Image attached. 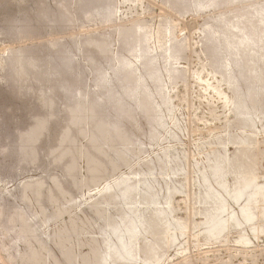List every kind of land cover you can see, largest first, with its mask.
I'll return each mask as SVG.
<instances>
[{
  "label": "rangeland",
  "instance_id": "obj_1",
  "mask_svg": "<svg viewBox=\"0 0 264 264\" xmlns=\"http://www.w3.org/2000/svg\"><path fill=\"white\" fill-rule=\"evenodd\" d=\"M228 1L218 0L214 7L196 10L182 6L174 0H94L95 3L92 0H0V62H3V67L0 68V264H96L99 259H102V253L105 257L108 254V261L105 263L99 260L100 264H119L122 262V258L119 256L112 258L114 254L108 250L109 245L107 247L105 243H102L105 240H102V237L105 238L106 234L109 235L111 230L108 227L109 224H111L109 226L126 225L129 218L139 212L140 214L142 212L143 215H141L144 216L146 227L142 228V235L138 234L134 243L136 246L139 245L138 249H135L138 251L137 264H264V210L260 209V207L264 208V204L261 202L251 203L250 212L254 219L244 222L240 218V206L244 204L243 200L238 203L233 202L218 186L225 184L226 188H232L231 190L235 191V187L239 190L244 182L257 186L264 184V95L257 96L258 98L255 97L249 102L250 105L259 106V110L261 109L260 112H262L259 113L260 115H256L254 122L246 123L242 118L235 116L231 105H229L233 89L229 85L228 88V82L224 79L226 78L224 75L222 77V74L213 70L211 63L213 60L209 56L210 48L205 43L203 32L205 25L213 22L212 20L217 15L227 16L228 14L230 16L231 12L240 13L246 8L245 6L250 5L249 3L255 5L258 2L263 3L264 0H232V2L230 0L229 3ZM104 5L112 8L111 12L113 13L110 12V16L108 15L105 19L101 18L102 20L95 16H88L92 15L91 11L93 12ZM160 23L169 24L172 31V46L174 49L179 47L178 50L175 49L176 60L172 64L175 73L172 79L165 83V92L171 108L170 111L164 109L165 126L159 130L150 128L148 119H150L152 109L145 97L140 96V101L143 100L141 101L143 110L142 108L141 110L144 113L129 107L125 108L124 113L127 116V121H123L122 127L112 130L106 121L99 117L100 113L92 103L93 92L89 89L92 86L94 75L97 70H104L106 66L114 65L117 58L126 52L125 48L130 42L141 40L140 35L142 34L139 30L143 27L148 28L151 51L154 54L156 52L159 54L158 49L162 42H158L156 32ZM14 25H17L18 29H15ZM137 25L138 28H136ZM131 29L133 30L131 31ZM136 33L138 34L136 35ZM51 45L52 47H50ZM102 46L103 49H101ZM93 47L95 51H93ZM97 48L104 52H99L96 50ZM64 50L72 52L74 60L67 65V72L64 69H56L57 77L49 76L46 79L36 75V78L25 61L29 60L34 64L43 60L44 63H48L50 61L45 62L46 57L52 58L55 52H64ZM94 52L96 53L94 54ZM130 60L132 61V58ZM147 60L145 59L144 73H153L155 70L162 73L160 70L161 60L154 66L148 64ZM260 66L264 69V60ZM152 67L154 68L152 69ZM125 75L123 78L126 82L134 80L133 75ZM59 76L61 77L59 78ZM262 76L263 81L264 71ZM11 78L17 87L12 85ZM57 81L60 83L71 82L78 86L76 88L78 89L77 96L73 101H67L69 98L56 86ZM40 85L42 86L40 87ZM84 85H87L85 87L88 89L84 90ZM97 93L99 94L101 91ZM42 100L44 101L42 102ZM75 107L81 115L78 123L75 122L77 127L69 117L70 111L76 109ZM83 116H85L84 119ZM82 120H85L86 123ZM121 128L122 131H120ZM82 129L88 130L87 134L89 132L90 135L85 134V130ZM96 129L101 133V136L94 132ZM30 132L37 133L36 140L32 142L31 150L34 155L32 162L29 160L30 154L27 155V152L23 153L19 150L24 142V136ZM92 132H94L93 135ZM63 133H68L69 142L74 144V148L70 149L69 154L58 161L55 160V157L70 148L69 145L59 146L58 140ZM128 133L130 140L127 142L125 138ZM16 136L20 137V147L17 145L13 147L15 139H17ZM91 138H94L93 141ZM120 141L127 146L130 144L128 147L126 146L128 149L126 155L115 150L118 147L116 143L119 144ZM239 142H241L240 145ZM109 144H113L112 146L115 148L112 149ZM16 150L21 151L22 154L21 152L17 153ZM222 156L226 157V161L224 160L220 176L209 177V171L206 172L207 159H211V157L218 159ZM165 157L173 160L171 164L165 163ZM89 160L94 164L90 166ZM75 161H77V166ZM69 162H72L74 166L70 177ZM159 162L160 165H158ZM224 165L226 166L224 167ZM178 167H181V171L177 174L163 175L167 173V170ZM238 167L241 170L240 173L237 172L239 171ZM149 171L153 172L151 177L147 176ZM241 174H248V177ZM249 174L250 176L252 174L253 179L249 177ZM200 176L206 178L202 179ZM254 177H256V181ZM123 178L127 179L123 185H118V187L113 184L118 179L124 180ZM145 178L149 182L150 188H145L146 186L138 183L139 180H145ZM249 178L252 179V182ZM204 179H207V183H205L207 187L203 185ZM209 179L211 180L209 181ZM106 185L108 189L105 188ZM125 186L132 187V190L127 193L128 197L126 195L125 198H121L119 191ZM135 188L137 189L134 190ZM208 188H211V191ZM106 189L107 191H104ZM111 194L112 196H110ZM204 194L206 195L204 196ZM213 194H218L220 200H225L226 208L222 215L223 220L235 215L237 224L231 220L228 227L222 226L221 230L216 228L211 233L205 217L209 212L211 213L208 216L213 215L216 207L213 206L218 204L217 197L215 200L212 199ZM165 196H168L167 201L164 200ZM204 197H206V201ZM151 201H159L158 206L155 207L164 212L161 217L154 216L156 208L153 207L154 212L152 206L149 207ZM133 204L139 208H132ZM125 206H128L129 209H126ZM252 206L254 207L252 208ZM11 216L13 219L9 218ZM218 217L217 214L213 215L216 221ZM166 218L167 220H165ZM170 222L171 226L176 225L173 230L175 239L173 243L170 239ZM149 223L150 227H147ZM32 231L35 235L32 234ZM114 240V237L109 238L111 241L109 244ZM37 243H41L42 247ZM151 243L155 246L150 245ZM28 245L29 247H27ZM103 246L105 249L102 248ZM148 247L151 250L150 248L148 250ZM98 248L102 251V255H99V250V252L94 250L95 258L99 259L93 257L96 261L93 263L94 261L91 260L93 255L90 251ZM28 250L33 256L27 253ZM147 251L152 252L148 253ZM154 256V262H152ZM109 257L111 260L117 261L110 262ZM130 261L124 259L122 263L134 264L133 261Z\"/></svg>",
  "mask_w": 264,
  "mask_h": 264
},
{
  "label": "bare ground",
  "instance_id": "obj_2",
  "mask_svg": "<svg viewBox=\"0 0 264 264\" xmlns=\"http://www.w3.org/2000/svg\"><path fill=\"white\" fill-rule=\"evenodd\" d=\"M88 1V0H87ZM94 2V0H92ZM101 1V0H100ZM108 1V0H107ZM175 2L179 3L180 5L182 6H185V7H190V8H194L196 10H201V9H204V8H208V7H214V5L217 4V1L218 0H174ZM230 1V0H229ZM228 1V3H229ZM262 1V0H261ZM84 2V1H83ZM91 2V1H90ZM99 2V1H98ZM232 2V0H231ZM241 2V1H240ZM257 2V1H256ZM76 3V2H75ZM95 3V2H94ZM111 3V1H110ZM225 3V2H224ZM80 4V3H79ZM84 4H86L84 2ZM83 4V5H84ZM96 4H100V3H96ZM95 4V5H96ZM220 4V2H219ZM218 4V5H219ZM248 4V3H247ZM250 5L249 6H245L246 8L244 10H242V12L238 13L236 12V14L233 12H231L232 15L228 16H225V15H220V16H216V18H214V20H212L213 22L205 25V27L203 28V32H204V35H205V40L207 43V46H209V56L212 58V67H213V70L217 73H220L222 74V77L223 75L226 77L224 78L225 80H227L228 84L227 86L229 85L232 89H233V95L232 97L230 98L231 101L229 105H231L230 107L232 108L235 116L239 117V118H242L246 123L247 122H254L255 118H256V115L259 114V113H262L260 112L259 110V106L258 107H255L253 106L252 104L250 105L249 102L251 99H255V97L257 96H260V95H264V79L262 81V74H263V71L264 69L261 68L260 64L261 62L264 60V2L263 3H259L258 4H255V5H252L251 3H249ZM94 5V4H93ZM94 5V6H95ZM246 5V4H245ZM80 6V5H78ZM88 6V5H87ZM86 7V6H85ZM84 8V7H82ZM89 8V7H88ZM95 8V7H94ZM114 8V7H113ZM242 8H244L242 6ZM241 8V9H242ZM188 9V8H187ZM67 10V9H66ZM84 10V9H83ZM94 10V9H93ZM185 10V9H184ZM238 10V9H237ZM63 11V10H62ZM70 11V10H69ZM80 11V10H79ZM112 11V8L110 6H107V5H104L102 7H99V9H96L94 10L93 12L91 11L92 15H88V16H95L99 19H105L107 18V16L110 14V12ZM225 12V11H224ZM81 13V12H80ZM88 13V12H87ZM113 13V12H111ZM221 13V12H220ZM49 14V13H48ZM67 14V13H66ZM90 14V13H89ZM223 14V13H222ZM225 14V13H224ZM46 15V14H45ZM58 15V14H57ZM69 15V14H68ZM112 15V14H111ZM64 16V14H63ZM110 16V15H109ZM75 17V16H74ZM11 18V17H10ZM43 18V17H42ZM46 18V17H45ZM96 19V18H94ZM101 19V20H102ZM109 19V17H108ZM100 20V21H101ZM18 21V20H17ZM20 22V21H19ZM67 22V21H66ZM15 24H17V22H14ZM13 23V24H14ZM65 23V22H64ZM68 23V22H67ZM69 24V23H68ZM171 24V23H170ZM15 26V29H18V26L17 25H14ZM36 26V25H35ZM45 26V25H44ZM48 26V25H47ZM20 27V26H19ZM66 27V26H65ZM136 28H138V25L136 26ZM141 28V27H140ZM41 29V28H40ZM127 30V29H126ZM133 29H131L132 31ZM138 30V29H137ZM14 31V30H13ZM17 31V30H15ZM136 31V29H135ZM141 32L142 35L141 36V40H139L138 42H130V44L128 45L126 49V52L124 50V54L120 55L117 60H116V63L114 61V65H108L106 66V69L104 70H97L95 75H94V78H93V82H92V86L91 88L89 89V91L91 90L93 92V98H92V103H93V106L96 108V110H98V112L100 113V118L104 121H106V124L109 125V127L112 129V130H115L117 128H119L121 125H123V121H127V116L125 115L124 113V110L125 108H132L133 110H136L138 112L142 111L143 110V107L141 106V100L140 101V96H144L145 99L148 101L150 107H151V115H150V119L148 123H150V128H152V130H159V129H163L164 126H165V114H164V109L165 111H170V103H169V100L167 98V95H166V92H165V83L167 82V80H171L172 79V76L173 74L175 73V70L173 68V62L176 60V54H175V49L178 50V48H173L172 44V39H171V36H172V31H171V27L169 26V24L167 23H160V26H159V29L158 31L156 32V36L158 38V42H162L160 43L161 45H159V54H154L152 51H151V48L149 46V34H148V28L147 27H143L139 30ZM6 32V31H5ZM122 32V31H121ZM125 32V31H124ZM128 32V31H127ZM138 32V31H136ZM139 32V33H140ZM123 33V32H122ZM121 33V34H122ZM13 34V33H12ZM19 34V33H18ZM120 34V33H119ZM128 34V33H127ZM138 33H136L137 35ZM21 35V34H20ZM130 35V34H129ZM16 36V35H15ZM14 36V37H15ZM135 36V35H133ZM19 37V36H18ZM22 37V36H20ZM176 37V36H175ZM80 39V38H79ZM125 39V38H124ZM165 40V41H164ZM95 41V40H94ZM100 41V40H99ZM134 41V39H133ZM164 41V42H163ZM177 41V40H176ZM53 42V41H52ZM87 42V41H86ZM110 42V41H109ZM126 42V41H125ZM101 43V42H99ZM104 43V42H102ZM101 43V44H102ZM123 43V42H122ZM52 44V43H51ZM56 44V42H55ZM108 44V43H107ZM112 44V43H111ZM98 45V44H96ZM100 45V44H99ZM175 45V44H174ZM58 46V45H57ZM78 46V44H77ZM91 46V45H90ZM105 46V44H104ZM42 47V46H41ZM47 47V45H46ZM52 47V45L50 46ZM56 47V46H55ZM61 47V46H60ZM76 47V46H75ZM101 47V46H100ZM126 47V46H125ZM49 48V47H47ZM66 48H68L66 46ZM87 48V47H86ZM89 48V46H88ZM94 48V47H93ZM106 48V46H105ZM104 48V49H105ZM124 48V47H123ZM28 49V48H27ZM62 49V48H61ZM82 49V48H81ZM100 49V48H99ZM103 49V46L102 48ZM107 49V48H106ZM79 50V49H78ZM98 50V48L96 49ZM20 51V50H19ZM93 51H95V48L93 49ZM99 51V50H98ZM120 51V50H119ZM180 51V50H179ZM207 51V50H206ZM42 52V50H41ZM46 52V51H45ZM99 52H104L103 51H99ZM99 52H97V54H99ZM109 52V51H108ZM123 52V51H122ZM177 52V51H176ZM208 52V51H207ZM11 53V51H10ZM96 52H94L95 54ZM180 53V52H179ZM48 54V53H47ZM52 54V53H51ZM76 54V53H75ZM81 54V53H80ZM105 54V53H104ZM103 54V56H104ZM109 54V53H108ZM120 54V53H119ZM14 55V54H12ZM18 55V54H17ZM34 55V54H33ZM46 55V54H45ZM100 55V54H99ZM114 55V53H113ZM118 55V53H117ZM179 55V54H178ZM177 55V56H178ZM73 53L70 52L69 50L66 51L64 50V52H55L54 56L52 58H47L46 57V60L45 62H48V63H44V61H38V63H31V61L29 60H25L27 63H28V66H30V68L32 69V73H33V76L36 77V75L38 77H45L46 79L49 77V76H56V69L58 70H62L64 69L66 72H67V65H69V63L71 62L72 63V60L73 59ZM95 56V55H94ZM102 56V55H101ZM107 56V55H106ZM43 57V56H42ZM87 57V56H86ZM108 57H110L108 55ZM16 58V56H15ZM26 58V57H25ZM38 58V56H37ZM89 58V57H88ZM105 58V57H104ZM107 58V57H106ZM116 58V57H115ZM130 58H132V61L130 60ZM40 59V58H39ZM38 59V60H39ZM84 59V58H83ZM86 59V58H85ZM145 59H148L147 60V63L148 64H152L153 66L158 64V61L161 60V69L162 70V73L159 71V70H155V72L153 73H144L143 70H144V67H145ZM24 60V59H23ZM99 60V59H98ZM34 61V60H32ZM89 61V60H87ZM101 62V60H99ZM112 61V60H111ZM6 63V62H5ZM83 63V62H82ZM103 63V62H102ZM108 63V62H107ZM113 63V62H112ZM136 63V64H135ZM210 63V62H209ZM84 64V63H83ZM93 64V63H92ZM98 64V63H97ZM104 64V63H103ZM9 65V64H8ZM19 65V64H18ZM22 66V65H21ZM85 66V65H84ZM149 66V65H147ZM3 67V62H0V68ZM156 67V66H155ZM264 67V66H263ZM20 68V67H19ZM72 68V66H71ZM85 68V67H84ZM148 68V67H147ZM154 67H152L153 69ZM211 68V67H210ZM13 69V68H12ZM11 69V70H12ZM15 69V68H14ZM25 69V68H24ZM87 70V68H86ZM149 70V69H148ZM16 71V70H14ZM21 71V69H20ZM69 71V70H68ZM28 72V71H27ZM93 72V71H92ZM143 72V73H142ZM11 73V72H10ZM24 73V71H23ZM22 73V74H23ZM60 73V72H59ZM64 73V72H63ZM9 74V72H8ZM18 74V73H17ZM67 74V73H66ZM80 74V73H79ZM125 74L127 75H130V76H134V80L132 81H129V82H126L124 80V76H126ZM28 75V74H27ZM92 75V73H91ZM26 76V75H25ZM129 76V78H130ZM28 77V76H27ZM57 77V76H56ZM61 76H59L60 78ZM124 77V78H123ZM25 78V77H24ZM37 78V77H36ZM75 78V77H74ZM128 78V79H129ZM132 78V77H131ZM220 78V77H219ZM5 79V78H4ZM15 79V78H14ZM17 79V78H16ZM50 79V78H49ZM34 80V79H33ZM55 80V79H54ZM53 80V81H54ZM224 80V81H225ZM10 81L12 82V85L15 87L16 84L14 82V80H12V78L10 79ZM25 81V80H24ZM52 81V80H51ZM23 82V81H22ZM38 82V81H37ZM58 82V81H57ZM174 82V81H173ZM226 82V81H225ZM14 83V84H13ZM40 83V82H39ZM76 83V82H75ZM30 84V83H29ZM80 84V83H78ZM52 85V84H51ZM42 85H40L41 87ZM56 86H58L66 95L67 97L69 98L67 101H73L74 98L77 96V91L78 89H76L78 86H76V84H71L70 83H56ZM87 86V85H84V87ZM225 86V85H224ZM226 86V87H227ZM228 86V88H229ZM17 87V86H16ZM25 87V86H24ZM83 87V88H84ZM23 88V87H22ZM36 88V87H35ZM81 88V87H80ZM30 89V88H29ZM38 89V88H37ZM40 89V88H39ZM58 89V88H57ZM88 89L87 87H85L84 90ZM168 89V88H167ZM48 90V89H47ZM44 91V90H43ZM98 91H101V93H97ZM16 92V91H15ZM19 92V91H18ZM53 92V91H52ZM51 92V93H52ZM60 92V91H59ZM21 93V92H20ZM55 93V92H54ZM62 93V92H61ZM28 94V93H27ZM81 94H84V93H81ZM220 94V93H219ZM42 95V94H41ZM91 95V97H92ZM21 96V95H20ZM36 96V95H35ZM86 96V94H85ZM223 97V95H221ZM8 97V96H7ZM22 97V96H21ZM42 97V96H41ZM45 97V95H44ZM219 97V96H218ZM217 97V98H218ZM226 97V96H225ZM263 97V96H262ZM82 97H80L81 99ZM87 98V97H86ZM89 98V97H88ZM258 98V97H257ZM17 99V98H16ZM40 99V97H39ZM83 99V98H82ZM51 101V99H49ZM62 100V99H61ZM264 100V98H263ZM13 101V100H12ZM44 100H42L43 102ZM49 101V102H50ZM77 101V100H76ZM85 101V100H84ZM90 101V100H89ZM39 102V101H38ZM41 102V101H40ZM55 102V101H54ZM52 102V103H54ZM58 102V101H57ZM85 103V102H83ZM87 103V102H86ZM85 103V104H86ZM31 104V103H30ZM41 104V103H40ZM51 104V102H50ZM72 104V103H71ZM84 104V105H85ZM147 104V102H146ZM226 104V103H225ZM43 105V104H42ZM144 105V104H142ZM60 106V105H59ZM78 106V105H77ZM82 106V105H81ZM92 106V105H91ZM174 106V105H173ZM54 107V106H53ZM87 107V106H86ZM89 107V106H88ZM76 109H73L70 111L69 113V117H70V120L73 124H75V122L77 121L78 123V119L79 117L81 116L80 113L78 112L77 110V107H75ZM82 108V107H81ZM142 108V110H141ZM36 109V108H35ZM41 109V108H40ZM51 109V108H49ZM66 109V108H65ZM86 109V108H84ZM91 109V108H90ZM45 110V109H44ZM82 111V109H80ZM146 110V108H145ZM229 110V109H228ZM29 111V110H28ZM42 111V110H41ZM87 111V110H86ZM93 111V110H92ZM127 111V110H126ZM129 111V110H128ZM149 111V110H148ZM30 112V111H29ZM39 112V110H38ZM48 112V111H47ZM57 112V111H56ZM85 112V111H84ZM94 112V111H93ZM143 112V111H142ZM91 113V112H90ZM144 113V112H143ZM32 114V113H30ZM59 114V113H58ZM87 114V113H86ZM95 114V113H94ZM146 114H149V113H146ZM93 115V114H92ZM260 115V114H259ZM95 116V115H94ZM97 116V115H96ZM95 116V117H96ZM29 117V116H28ZM43 117V116H41ZM68 117V118H69ZM85 116H83V119H84ZM92 117V116H91ZM144 117V116H143ZM236 117V118H237ZM37 120H38V116L36 117ZM47 119V118H46ZM82 119V118H81ZM92 119V118H91ZM165 119V120H164ZM241 119V120H242ZM32 120V119H31ZM48 120V119H47ZM87 120V119H86ZM94 120V119H93ZM15 121V120H14ZM85 120H82V122H84ZM96 121V119H95ZM94 121V122H95ZM41 122V120H40ZM88 122V121H87ZM99 122V120H98ZM124 122V123H125ZM231 122V121H229ZM45 123V122H44ZM76 123V124H77ZM86 123V121L84 122ZM83 123V125H84ZM242 123V122H241ZM48 124V123H47ZM75 124V125H76ZM91 124V123H90ZM97 124V122H96ZM105 124V123H104ZM82 125V126H83ZM86 125V124H85ZM40 126V125H39ZM67 126V125H66ZM91 126V125H90ZM107 126V125H106ZM105 126V127H106ZM32 127V126H31ZM45 127V126H44ZM77 127V125L75 126ZM86 127V126H85ZM93 127V126H92ZM100 127V125H99ZM122 127V126H121ZM124 127V126H123ZM71 128V127H70ZM98 128V127H97ZM39 129V128H37ZM49 129V128H48ZM76 129V128H75ZM91 129V128H90ZM32 130H35L32 128ZM45 130V128H44ZM65 130V129H64ZM82 130H85V129H82ZM93 130V128H92ZM123 129L121 128L120 131H122ZM31 131V129H30ZM74 131V130H73ZM88 131V130H87ZM87 131L85 130L84 132H86L85 134H87ZM91 131V130H90ZM109 131V130H108ZM38 132V131H37ZM41 132V131H40ZM78 132V130H77ZM75 132V133H77ZM94 132L96 134H98L99 136H101V133L96 129L94 130ZM92 132V135L93 133ZM116 132V131H115ZM114 132V134H115ZM174 132V131H173ZM256 132V131H254ZM30 132L28 135H25L24 136V142L21 144V141H20V137H17V139H15V145H13V147L16 145L20 147V144H21V147L19 150H21L23 153H28L27 155H29V160H31V162L34 160V155H33V152H32V142L34 140H36L37 138V133H32ZM113 133V132H112ZM121 133V132H120ZM126 133V132H124ZM226 133V132H225ZM24 134V133H23ZM40 134V133H39ZM61 134V133H60ZM153 134V133H152ZM55 135V134H54ZM87 135H90L89 132ZM105 135V134H104ZM122 135H124L122 133ZM149 135V134H147ZM156 135V133H155ZM154 135V136H155ZM52 136V135H51ZM84 136V135H83ZM86 136V135H85ZM132 136V135H131ZM135 136V135H134ZM153 136V137H154ZM70 137V136H69ZM73 137V136H72ZM75 137V136H74ZM87 137V136H86ZM92 137V136H91ZM120 137V136H119ZM158 137V136H157ZM89 138V137H88ZM102 138V137H101ZM108 138V137H106ZM125 138V137H124ZM237 138V137H236ZM92 139V138H91ZM94 139V138H93ZM92 139V141H93ZM109 139V138H108ZM111 139V138H110ZM113 139V138H112ZM149 139V138H148ZM230 139V138H229ZM254 139V138H253ZM98 140V139H97ZM105 140V139H104ZM115 140V139H113ZM123 140V139H122ZM130 140V134L128 133L126 135V138H125V141H129ZM135 140V139H134ZM59 146L60 147H64L65 145H69L68 148L69 150L68 151H64L62 153L59 154V156H56L55 157V160L57 159L58 161L61 160L62 158H64L66 155L69 154V151L73 150L74 148V144L70 141L69 142V139H68V133H63L60 138H59ZM76 141V140H75ZM96 141V140H95ZM110 141V140H108ZM112 141V140H111ZM137 141V140H136ZM135 141V142H136ZM152 141V140H151ZM233 141V140H231ZM91 142V141H90ZM101 142V141H100ZM13 143V142H12ZM37 143V142H36ZM35 143V144H36ZM94 143V142H93ZM105 143V142H104ZM110 143V142H109ZM134 143V142H133ZM221 143V142H220ZM237 143V141H236ZM241 142H239V145H240ZM264 143V142H263ZM14 144V143H13ZM96 144V143H95ZM107 144V142H106ZM118 145V147H116L117 149V152L119 153H122V154H125L128 152V149L127 147L130 145H125V143H116ZM127 144V143H126ZM132 144V143H131ZM136 144V143H135ZM223 144V143H222ZM247 144V143H246ZM249 144V143H248ZM254 144V143H253ZM23 145V147H22ZM100 145V144H99ZM110 146H112L111 144H109ZM242 145H245V144H242ZM58 146V145H57ZM81 146V145H80ZM80 146H79V149H80ZM102 146V145H101ZM106 146V145H105ZM116 146V145H115ZM127 146V147H126ZM255 146V145H254ZM10 147V145H9ZM107 147H109L107 145ZM245 147V146H244ZM247 147V146H246ZM12 148V147H11ZM115 148L112 146V149ZM214 148V147H213ZM71 149V150H70ZM100 149V147H99ZM107 149V148H106ZM111 149V150H112ZM241 149V148H240ZM17 151L18 152H21V151ZM76 150V149H75ZM81 150V149H80ZM86 150V149H85ZM109 150H110V147H109ZM130 150V149H129ZM25 151V152H24ZM83 151V150H82ZM21 152V154H22ZM55 152V151H54ZM80 152V151H79ZM78 152V153H79ZM90 152V151H89ZM106 152V151H105ZM51 153V152H50ZM76 153V152H75ZM82 153V152H81ZM99 153V152H97ZM104 153V152H103ZM168 153V152H167ZM166 153V155H167ZM36 154V153H35ZM80 154V153H79ZM84 154V152H83ZM112 154V153H111ZM164 154V153H163ZM19 155V154H18ZM75 155V154H74ZM105 155H107V153H105ZM109 155V154H108ZM119 155V154H118ZM126 155V154H125ZM164 155V156H166ZM237 155V154H236ZM22 156V155H21ZM78 156V154H77ZM93 156V155H92ZM112 156V155H111ZM116 156V155H115ZM123 157V155H121ZM120 156V157H121ZM214 156V155H213ZM212 156V157H213ZM219 156V155H218ZM24 157V156H23ZM83 157V156H82ZM81 157V158H82ZM102 157V156H101ZM121 157V158H122ZM168 157V156H167ZM167 157H165V163H168L171 164V161L173 160H170V159H167ZM207 159V171H209V177H212L213 176H220V172L222 171V166L224 164V162L226 161L225 160V156H222L218 159ZM216 157V155H215ZM22 158V157H21ZM36 158V156H35ZM75 158V156H74ZM79 159H81L80 157H78ZM107 158V157H106ZM113 158V157H112ZM119 158V157H118ZM162 158V157H161ZM209 158V157H208ZM217 158V157H216ZM114 159V158H113ZM176 159V158H175ZM98 160V159H97ZM105 160V159H104ZM112 160V159H111ZM129 160V159H128ZM163 160V158H162ZM225 160V161H224ZM95 161V160H94ZM106 161V160H105ZM118 161V160H117ZM124 161V159H123ZM122 161V162H123ZM177 161V160H176ZM76 162L75 161V165H76ZM100 162V161H99ZM98 162V163H99ZM109 162V160H108ZM70 163V162H69ZM89 163H90V166L92 164H94L93 161L89 160ZM126 163V162H125ZM174 163V162H173ZM178 163V162H177ZM68 164V163H67ZM106 164V162L104 163V165ZM115 164V163H114ZM113 164V165H114ZM162 164V163H161ZM164 164V163H163ZM160 165V162L159 164ZM180 165V164H179ZM177 165V166H179ZM37 166V165H36ZM68 166V165H67ZM77 166V165H76ZM123 166V165H122ZM164 166V165H163ZM172 166V165H171ZM226 165H224L225 167ZM228 166V165H227ZM64 167V166H63ZM73 164L72 162L69 164L68 166V171H69V177H70V172L71 170L73 169ZM108 167V166H107ZM112 167V165H111ZM118 167V166H116ZM151 167V166H150ZM160 167V166H159ZM167 167V166H165ZM176 167V166H175ZM106 168V167H105ZM87 169V168H86ZM100 169V168H99ZM109 169V168H108ZM114 169V168H113ZM154 169V168H153ZM152 169V170H153ZM226 169V168H225ZM235 169V168H234ZM116 170V169H115ZM165 170V169H164ZM167 170V169H166ZM187 170V169H186ZM236 170V169H235ZM238 170H239V167H238ZM93 171V170H92ZM95 171V170H94ZM181 171V167H178V168H172L170 170H167V173H164L163 175L166 176L168 174H177V172ZM237 171V170H236ZM235 171V174L237 175ZM110 172V171H109ZM150 172V171H149ZM237 172H241V170L237 171ZM243 172H245L243 170ZM248 172V171H247ZM64 173V172H63ZM96 173V172H95ZM106 173V172H105ZM147 173V172H146ZM153 173V172H152ZM152 173L150 172L149 174H147L148 177H151ZM160 173V171H159ZM203 173V172H201ZM250 173V171H249ZM252 173V172H251ZM179 174V173H178ZM207 174V173H206ZM72 175V174H71ZM90 175V174H88ZM87 175V176H88ZM94 175V174H93ZM105 175V174H104ZM242 175V174H241ZM248 175V174H247ZM247 175H242V176H247ZM74 176V175H73ZM154 176V175H153ZM176 176V175H175ZM207 176V178H208ZM223 176V175H221ZM241 176V177H242ZM95 177V176H93ZM201 177V176H200ZM203 177L205 176H202L201 178L203 179ZM236 178L238 176H235ZM240 177V176H239ZM248 177V176H247ZM246 177V178H247ZM249 177H253L252 174L250 176L249 174ZM90 178V177H89ZM122 178V177H120ZM206 178V177H205ZM244 178V177H243ZM245 178V179H246ZM255 178V181H256V177ZM124 179V178H123ZM149 179V178H148ZM241 179V178H240ZM253 179V178H252ZM252 179L249 178L250 182H252ZM82 180V179H80ZM85 179H83L82 181H84ZM87 180V179H86ZM94 180V179H93ZM114 180V179H113ZM211 179H209L210 181ZM239 180V179H237ZM248 180V181H249ZM72 181V180H71ZM82 181H80L82 183ZM127 181V179H124V180H116L114 181V185L115 186H118V185H123L125 182ZM236 181V180H235ZM244 181V180H243ZM79 182V183H80ZM97 182V181H96ZM204 182V186H206L207 184V179H204L203 180ZM222 182V181H220ZM225 182V180H224ZM238 182V181H237ZM236 182V183H237ZM78 183V182H77ZM95 183V181H94ZM138 183L142 184L143 186H146L145 188L149 187V182L147 181V179L145 178V180H139ZM202 183V181H201ZM241 183V182H239ZM132 184V183H131ZM137 184V183H136ZM140 184V185H141ZM218 184V183H217ZM79 185V184H78ZM81 185V184H80ZM134 185V184H133ZM237 185V184H236ZM235 185V186H236ZM36 186V185H35ZM34 186V187H35ZM110 186V185H109ZM130 186V185H129ZM210 186V185H209ZM223 191L224 193L227 194V198L229 197L233 202L235 203H238L239 201H242L244 202L243 205L240 206V218L244 221V222H249L251 221L253 218L251 212H250V204L251 203H258V202H261L264 204V184L261 186H257V185H254L252 183H247V182H244L242 187L237 190V187H235V191L231 190V189H228L226 188V185L225 184H219L218 185ZM240 186V184H239ZM238 186V187H239ZM80 187V186H79ZM107 187V185L105 186V188ZM119 187V186H118ZM122 187V186H121ZM120 187V189H121ZM136 187V186H135ZM142 187V186H141ZM207 187V186H206ZM39 188V187H38ZM104 188V187H103ZM134 188V187H133ZM150 188V187H149ZM153 188V187H152ZM108 189V187H107ZM104 190V191H107ZM137 188H135L134 190H136ZM206 189V188H205ZM119 190V188H118ZM129 190H132V187H128V186H125L121 191H119L120 193V196L121 198H125L127 193H129ZM148 190V189H146ZM207 190V189H206ZM209 191H211V188H208ZM103 191V190H102ZM139 191V190H138ZM137 191V192H138ZM28 192V191H27ZM110 192V191H109ZM133 192V191H132ZM143 192V191H142ZM141 192V193H142ZM147 192V191H146ZM155 192V191H154ZM213 192V191H212ZM36 193V192H35ZM106 193V192H105ZM131 193V192H130ZM140 193V194H141ZM157 193V192H156ZM170 193V192H169ZM59 194V193H58ZM113 194V193H112ZM112 194L110 196H112ZM137 194V193H136ZM164 194H166L164 192ZM212 194V193H211ZM129 195V194H128ZM127 195V197H128ZM132 195V194H131ZM146 195V194H145ZM206 194H204L205 196ZM210 195V194H209ZM156 196V194H155ZM160 196V195H159ZM218 194H213V198L212 199H216L217 197V202L218 204L217 205H214L213 207L214 208V211L213 212L215 215L217 214L219 217L216 218L217 221L213 218V215L210 214V216H207L205 217L206 218V221L207 223L209 224V231L212 233V231L216 228H220L221 230V227L222 226H226L228 227L229 226V223L230 221H234L236 222L237 224V219H235V215L234 217L231 216L230 218H228L227 220H223L222 218V215L225 211V204H224V201L225 200H220ZM226 196V195H225ZM38 197V196H37ZM130 197V196H129ZM133 197V196H132ZM138 197H140L138 195ZM120 198V197H118ZM154 198V197H153ZM152 198V199H153ZM206 197H204L205 199ZM57 199V198H56ZM110 199V198H109ZM116 199V198H115ZM132 199V198H131ZM139 199V198H138ZM151 199V200H152ZM159 199V198H158ZM164 200H168V196H165V199ZM203 200V199H202ZM206 201V199H205ZM208 201V200H207ZM213 201V200H212ZM30 202V201H29ZM122 202V200H121ZM124 202V201H123ZM127 202V201H126ZM136 202V201H135ZM134 202V204H136ZM148 202V201H147ZM209 202V201H208ZM214 202V201H213ZM125 203V202H124ZM128 203V202H127ZM133 203V202H132ZM158 203L159 201H151V205L149 207L152 206V208H156V213H154V216L156 215L157 217H161L162 214H164V212L162 210H158L157 207H155L156 205L158 206ZM164 203L166 204V202L164 201ZM216 203V202H215ZM123 204V203H122ZM132 206L133 207H138V206ZM149 204V203H148ZM168 204V203H167ZM127 205V204H126ZM129 206V205H128ZM127 206V207H128ZM131 206V205H130ZM147 206V205H146ZM255 206V205H254ZM252 206V208L254 207ZM29 207V206H28ZM36 207V206H35ZM126 207V206H125ZM126 209H129L127 208ZM166 207V206H165ZM171 207V206H170ZM201 207V206H200ZM257 207V206H256ZM139 208V207H138ZM145 208V207H144ZM153 208V210H154ZM124 209V208H123ZM167 209V208H166ZM261 211L264 210L263 207H260ZM132 210V209H131ZM136 210V209H135ZM134 210V212H135ZM154 210V212H155ZM230 210V209H229ZM167 211V210H166ZM39 212V211H38ZM133 212V213H134ZM137 212H139L137 210ZM144 212V211H143ZM163 212V213H162ZM227 212V211H226ZM225 212V213H226ZM231 212V211H230ZM95 213V212H94ZM98 213V212H97ZM128 213H131V212H128ZM127 213V214H128ZM153 213V212H152ZM20 214V213H19ZM126 214V213H125ZM142 214V212H141ZM139 213H136L134 216H132V218L130 217L129 218V221L127 223H125L126 225L124 224H121V225H116L115 226H109L111 224L108 225L109 228H111L110 232H109V235L106 234L107 237H102L104 240V242L102 241V243H105V245H109V251H111L114 256L113 257H121L122 258V262L124 259H128V260H131L134 262V264L136 263V260H137V255H138V251H136L135 249L139 246L137 244V246L134 244L135 243V240L137 238V235L140 234L142 232V228L146 227V225H144V216H142ZM254 214V213H253ZM97 215V214H96ZM15 216V215H14ZM120 216V215H119ZM118 216V217H119ZM123 217V215H121ZM126 216V215H125ZM167 216V214H166ZM239 216V215H238ZM215 217V216H214ZM11 219V217H9ZM8 218V219H9ZM50 218V217H49ZM55 218V217H54ZM103 218V217H102ZM125 218V217H124ZM44 219V218H43ZM118 219V218H117ZM167 220V218L165 219ZM12 221V220H11ZM10 221V222H11ZM125 221V220H124ZM127 221V220H126ZM125 221V222H126ZM161 221V220H160ZM178 221V220H177ZM253 221V220H252ZM91 222V221H90ZM120 222H122V219H120ZM146 222V221H145ZM69 223V222H68ZM106 223V222H105ZM111 223V222H110ZM183 223V222H182ZM205 224V222H202ZM108 224V222L106 223ZM118 224V223H117ZM73 225V223H72ZM124 225V226H123ZM150 223L148 224L147 227H150L149 226ZM174 226H171V222L169 223V229L170 230V239L172 241V243L174 242V234H173V230H175L176 228V225L173 224ZM202 225V224H201ZM75 226V225H74ZM191 226V225H190ZM71 227V226H70ZM101 227H104V226H101ZM166 227V225H165ZM172 227V228H171ZM188 227V226H187ZM204 227V226H203ZM76 228V227H75ZM107 228V227H106ZM109 228H108V231H109ZM168 228V227H166ZM180 228V227H179ZM207 228V227H206ZM24 229V228H23ZM103 229V228H101ZM100 229V230H101ZM226 229V228H225ZM157 230V229H156ZM219 230V229H218ZM69 231V230H68ZM102 231V230H101ZM144 231V230H143ZM146 231V230H145ZM162 231V230H161ZM164 231V229H163ZM162 231V232H163ZM180 231V229H179ZM217 231V230H216ZM156 232V231H155ZM154 232V233H155ZM162 232H160L162 234ZM165 232V231H164ZM168 232V231H167ZM167 232H166V235H167ZM175 232V231H174ZM205 232V231H204ZM225 232V231H224ZM108 233V232H107ZM159 233V234H160ZM169 233V232H168ZM218 233V232H217ZM220 233V232H219ZM17 234V233H16ZM32 234L33 231H32ZM103 234V232H102ZM101 234V235H102ZM104 234H105V231H104ZM103 234V236H105ZM144 234V233H143ZM206 234V233H205ZM222 234V233H221ZM220 234V235H221ZM19 235V234H18ZM35 235V234H34ZM34 235H31V236H34ZM142 235V233H141ZM141 235H139L141 237ZM154 235V234H153ZM152 235V236H153ZM155 236V235H154ZM153 236V237H154ZM210 236V234H209ZM20 237V236H19ZM115 238L114 241H112L111 244H109L111 241H109V238ZM144 237V236H143ZM158 237V236H157ZM165 237V236H164ZM168 237V236H167ZM166 237V238H167ZM213 237V236H211ZM219 237V235H218ZM17 238V237H16ZM33 238V237H32ZM60 238V236H59ZM142 238V237H141ZM162 238V237H161ZM139 239V238H138ZM239 239V238H238ZM243 239V238H242ZM21 240V239H20ZM140 240V239H139ZM142 240V239H141ZM27 241V239H26ZM109 241V242H108ZM156 241V240H155ZM154 241V242H155ZM165 241V240H164ZM38 242V241H37ZM242 242H244L242 240ZM246 242V241H245ZM33 243V242H32ZM137 243V241H136ZM139 243V242H138ZM157 243V241L155 242V244ZM169 243V242H168ZM23 244V243H22ZM28 244V243H27ZM26 244V245H27ZM31 244V243H30ZM39 244V243H37ZM41 244V243H40ZM39 244V246H40ZM167 244V243H166ZM170 244V243H169ZM42 245V244H41ZM57 245V244H56ZM150 245H154V244H150ZM149 245V246H150ZM45 246V245H44ZM105 246V247H106ZM136 246V247H135ZM155 246V245H154ZM153 246V247H154ZM157 246V245H156ZM29 247V245L27 246ZM38 248V246H36ZM42 247V246H40ZM39 247V248H40ZM108 247V246H107ZM152 247V246H151ZM101 248V247H100ZM104 248V246L102 247ZM101 248V250H102ZM150 247H148V250H149ZM155 248V247H154ZM153 248V249H154ZM34 249V248H33ZM32 249V250H33ZM105 249V248H104ZM30 250V249H29ZM28 252L29 255H32L31 252ZM35 250V249H34ZM41 250V249H40ZM45 250H46V247H45ZM44 250V251H45ZM94 250H97V252L100 251V249H93L92 251V259L93 257L95 258V255L93 254V251ZM99 250V251H98ZM107 250V251H108ZM136 252H135V251ZM151 250V248H150ZM43 251V250H42ZM103 251V250H102ZM100 251V254L99 255H102V259H99V258H95V259H99L101 260L102 262H105L107 263V259H108V254L107 256L105 257L104 253L101 254ZM34 252V251H33ZM95 252V251H94ZM148 252V251H147ZM152 251L148 252V253H151ZM154 252V251H153ZM156 252V251H155ZM65 254V253H64ZM68 254V253H67ZM90 254V253H89ZM106 254V253H105ZM135 254V255H134ZM154 254V253H153ZM152 254V256H153ZM157 254V253H156ZM154 254V255H156ZM28 255V256H29ZM66 255V254H65ZM99 255H97L99 257ZM149 255V254H148ZM33 256V255H32ZM70 256V254H69ZM110 256V255H109ZM151 256V257H152ZM26 257V255H25ZM36 257V256H35ZM34 257V258H35ZM115 257V258H116ZM67 258V257H66ZM88 258V257H87ZM114 258V259H115ZM118 258V257H117ZM146 258V257H145ZM144 258V259H145ZM150 258V256H149ZM154 258L155 256L153 257V261L154 262ZM37 259V258H36ZM110 259V257H109ZM151 259V258H150ZM35 260V259H34ZM67 260V259H66ZM90 260V261H91ZM97 261V263H99L100 261ZM119 260V259H118ZM121 260V259H120ZM140 260V259H138ZM147 260V259H146ZM156 260V259H155ZM68 261V260H67ZM110 262H116L117 260H109ZM130 261V262H131ZM149 261V260H148ZM151 261V260H150ZM158 261V260H157ZM156 261V262H157ZM87 262V261H86ZM96 261H94L93 263H95ZM109 262V263H110ZM120 262V261H119ZM122 262H120L119 264H123ZM155 262V263H156ZM162 262V261H161ZM89 263V262H87ZM96 263V264H97ZM129 263V262H128ZM86 264V263H85ZM100 264V263H99ZM104 264V263H103ZM114 264V263H113ZM118 264V263H116ZM124 264H126L124 262ZM130 264V263H129ZM133 264V263H132ZM137 264V263H136Z\"/></svg>",
  "mask_w": 264,
  "mask_h": 264
}]
</instances>
